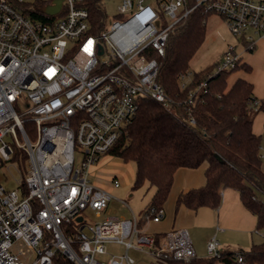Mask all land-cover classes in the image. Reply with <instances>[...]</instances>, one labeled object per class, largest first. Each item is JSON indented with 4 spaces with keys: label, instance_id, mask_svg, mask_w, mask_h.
I'll return each mask as SVG.
<instances>
[{
    "label": "built area",
    "instance_id": "obj_1",
    "mask_svg": "<svg viewBox=\"0 0 264 264\" xmlns=\"http://www.w3.org/2000/svg\"><path fill=\"white\" fill-rule=\"evenodd\" d=\"M199 8L222 17L245 51L264 38V0H122L100 24L85 0H0V171L23 154L27 161L16 189L0 182V264H137L132 248L151 255V264L198 258L186 228L161 236L146 229L163 218L164 206H147L141 217L102 218L114 198L110 188L121 181L111 177L109 189L95 184L90 169L134 121L142 99L173 108L158 79V57ZM241 63L236 45L228 44L216 70L176 102L189 124H196L191 105L207 80ZM193 77L190 70L179 76L182 89ZM259 105L250 100L253 109ZM87 209L99 219L86 222ZM256 233L264 238V229ZM18 241L34 249L32 262L16 252ZM109 243L125 252L109 253ZM206 250V257L222 255L216 235ZM234 261L246 264L244 252L235 250Z\"/></svg>",
    "mask_w": 264,
    "mask_h": 264
},
{
    "label": "trees",
    "instance_id": "obj_2",
    "mask_svg": "<svg viewBox=\"0 0 264 264\" xmlns=\"http://www.w3.org/2000/svg\"><path fill=\"white\" fill-rule=\"evenodd\" d=\"M102 1L85 0L96 24L106 16ZM210 15L203 9L195 10L177 25L169 38L165 55L158 57V79L175 100L173 108L167 109L153 99H142L136 118L110 148L109 155L135 163L133 188L146 182L149 187L153 186L155 191L147 206L154 207L164 205L179 167L194 168L207 163L206 183L181 193L178 204L193 210L217 208L221 203L222 189L233 188L240 192L243 204L256 215V228L264 229L263 137L253 131L254 109L250 106V100L256 98L253 84L242 77L231 86L228 83L233 72L239 69L250 71L251 66L244 62L207 80L206 92H201L197 102L191 105L195 125L189 124L184 105L176 103L187 98L188 93L214 70L211 65L193 71V80L182 89L179 76L189 71L191 60L202 46ZM260 110L264 111V98L260 99L256 112ZM25 157L23 154L24 171ZM239 250L244 252L246 264H264V238L247 250ZM234 251L223 250L218 258L198 257L177 264H216L217 260L234 264Z\"/></svg>",
    "mask_w": 264,
    "mask_h": 264
},
{
    "label": "crops",
    "instance_id": "obj_3",
    "mask_svg": "<svg viewBox=\"0 0 264 264\" xmlns=\"http://www.w3.org/2000/svg\"><path fill=\"white\" fill-rule=\"evenodd\" d=\"M236 49L242 55V63L249 64L251 70H237L234 79L232 81L228 79L229 86L237 78H245L253 84L254 96L258 99H263L264 38L258 39L256 48L252 52L245 51V46L240 39ZM256 70H261V74H263L260 79H257ZM253 131L257 135L264 137V111L262 110L257 111L253 117ZM206 168L207 163H203L198 167H179L176 170L169 195L163 205L165 214L159 222H150L148 224L153 226L152 228L150 227L149 229L148 225H146L148 232L161 236L172 228H186L193 242L202 241L205 245L211 236L216 235L222 243L223 250H247L252 244L261 242L263 238L255 239L257 217L253 211L243 204L240 192L236 189L223 188L221 191V203L217 208L200 207L197 210H193L187 208L184 204H178L177 200L181 193L187 192L192 188L201 187L206 183ZM114 176L120 179L118 174ZM110 179L111 177L108 178V181ZM99 185L110 188V184L107 182H101Z\"/></svg>",
    "mask_w": 264,
    "mask_h": 264
},
{
    "label": "rangeland",
    "instance_id": "obj_4",
    "mask_svg": "<svg viewBox=\"0 0 264 264\" xmlns=\"http://www.w3.org/2000/svg\"><path fill=\"white\" fill-rule=\"evenodd\" d=\"M122 0H103V6L107 12L109 18H113L116 15L117 5ZM239 38L236 37L229 29L225 20L215 14H212L207 19L206 24V37L199 48L195 56L190 62V71H199L208 66H213L216 70L215 63L220 61L223 57V52L227 48L228 44H238ZM247 54V53H246ZM237 71L233 72L230 81L234 79ZM255 74L257 79L261 78V70H256ZM254 109L253 117L256 114ZM257 121V118H256ZM7 141H11L7 139ZM262 153L264 155V137L262 142ZM81 161V154L76 153V165H79ZM27 161L25 162V165ZM7 166L0 171V182L8 189H16L18 182L21 180L24 174L23 162H7ZM264 169V162H263ZM118 174L121 179V186L110 188L114 198L110 201L107 210L103 213L102 218L106 215H120L127 218L132 217L133 213L137 217H141L150 202L154 187L146 182L143 186L133 188V181L135 174V163L133 161L125 162L121 158L106 155L101 158L96 166H92L90 169V180L98 184L101 182H107L108 178ZM86 218V222H93L98 220L95 211L87 209L83 212ZM77 227V226H76ZM153 226H149L150 229ZM255 239L263 238L260 234L255 233ZM201 240V239H200ZM257 241V240H256ZM198 257H206L207 250L206 245L202 241L193 242ZM109 253L122 254L125 252L123 245L109 243L106 246ZM16 252L20 253V256L27 262H32L36 258V252L30 246L23 241H18L15 246ZM130 255L137 260V264H151L154 262V258L142 251L130 249ZM216 264H224L221 260H217Z\"/></svg>",
    "mask_w": 264,
    "mask_h": 264
},
{
    "label": "water",
    "instance_id": "obj_5",
    "mask_svg": "<svg viewBox=\"0 0 264 264\" xmlns=\"http://www.w3.org/2000/svg\"><path fill=\"white\" fill-rule=\"evenodd\" d=\"M218 158L221 159V157L219 155H218ZM79 219H81V218H79Z\"/></svg>",
    "mask_w": 264,
    "mask_h": 264
}]
</instances>
